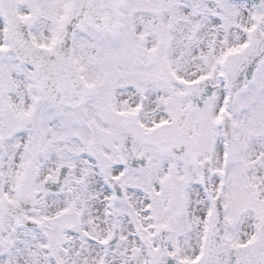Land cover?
Segmentation results:
<instances>
[{"label":"snow or ice","instance_id":"snow-or-ice-1","mask_svg":"<svg viewBox=\"0 0 264 264\" xmlns=\"http://www.w3.org/2000/svg\"><path fill=\"white\" fill-rule=\"evenodd\" d=\"M0 264H264V0H0Z\"/></svg>","mask_w":264,"mask_h":264}]
</instances>
